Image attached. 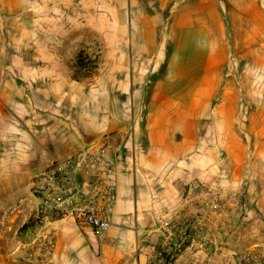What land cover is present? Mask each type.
<instances>
[{"label": "crops", "instance_id": "crops-1", "mask_svg": "<svg viewBox=\"0 0 264 264\" xmlns=\"http://www.w3.org/2000/svg\"><path fill=\"white\" fill-rule=\"evenodd\" d=\"M161 1V8L173 2L168 24L175 41L164 68L139 76L125 65L110 66L103 78L78 81L58 26L61 18L55 14L49 18L53 25L46 23L49 6L57 10L58 3L0 0V245L8 209L20 198L37 203L34 177L55 157L105 137L124 146L114 153L120 170L109 229L95 234L72 217L52 215L56 249L47 262L30 264H163L168 253L159 221L196 211L182 194L197 179L220 187L231 201L234 192L244 195L240 207L229 201L231 212L238 209L232 215L242 219L228 242L225 220L213 219L216 240L205 246L195 241L186 253L224 263L244 249L264 257V162L255 158L264 151V123L259 113L249 114L250 103L240 102L245 87L225 79L222 6L216 0ZM152 21L130 40H158ZM119 37L129 40L127 34ZM116 53L125 58L127 49ZM252 91L247 88L248 95ZM245 114L248 136L259 141L249 158L241 155L247 149L235 128ZM225 153L240 159L220 156ZM40 226L33 219L31 232ZM8 245L0 264H29L13 253L15 243Z\"/></svg>", "mask_w": 264, "mask_h": 264}, {"label": "rangeland", "instance_id": "rangeland-1", "mask_svg": "<svg viewBox=\"0 0 264 264\" xmlns=\"http://www.w3.org/2000/svg\"><path fill=\"white\" fill-rule=\"evenodd\" d=\"M54 1L58 3L57 10L54 4L49 6L50 8L46 12L48 13L46 23L53 25V19L49 18H53L55 14H58V17L61 18V20H58V26H63L65 39L64 48L65 51L70 54V59L72 61L71 67L74 65L81 51H86L97 57L99 69L96 79L103 78L110 66L125 65L130 70L134 69L139 76L146 75L154 68H161V66L164 68L166 66L175 47V41L171 38V29L168 24L173 2L169 3L165 8H161V0ZM216 1L221 4L223 11L224 48L227 54L225 62L223 63L225 79L235 81L239 88L245 87V89L240 90V102L245 104L250 103L249 114L251 115L252 111H255L257 115L259 113V116H261V120L259 121H262L261 124L263 125L264 0ZM149 20H153V26L158 33L159 39L156 41L130 40V36L137 38L138 33L149 28ZM61 27L57 30L58 33H60ZM121 34H127L129 40H120L119 35ZM122 46H125L127 49L125 58H119L116 53V49ZM150 52L153 54L148 55ZM247 88H253V91L249 95ZM118 109L119 106L113 105V110L115 112L118 111ZM245 115L247 118L245 116H243L242 119L240 118V120L235 123V128L240 130L239 136L248 153L241 155H246L248 156L247 158H249L253 155V151L257 150L256 143H259V141L257 138L252 140V138L248 136L247 132L250 130L251 124L248 118L249 115ZM259 121L256 122L257 125L260 123ZM224 125L226 127V123ZM258 153L259 151L256 153L255 158L260 160V162H264V151L263 154L259 156ZM227 155L230 161H238L240 159L239 154H237V156L229 153H225L224 155L220 154L222 157ZM216 188L221 191L222 195L225 194V192L222 191L223 189L221 190L218 186ZM185 190L182 196L185 195ZM234 194H237V196L233 198L238 200L240 197L244 201V195L240 196V194L236 192H234ZM232 209H230V212ZM237 210L238 209L235 211ZM233 212L229 215L220 216L226 222V227L224 229L226 234L223 236L225 242H228L233 231L237 230V226H239L238 224L242 219L241 216L232 215ZM215 218H219V216H213V219ZM216 238L214 234L212 241L216 240ZM8 242L13 244L15 240L12 239ZM225 242L221 245L225 244ZM8 246L9 245L5 248H0V253L3 254ZM186 249L187 248L176 255L174 259L168 256L163 264H264L262 251L254 255L249 253L247 249H244L243 251L233 253L235 261L224 263L222 258L209 259L200 257L194 250L191 252V255H189L186 253ZM211 253H214V251ZM244 256L249 257L243 259ZM19 259L25 261L23 258ZM241 260L242 263H240ZM26 262L29 264L31 263L28 261Z\"/></svg>", "mask_w": 264, "mask_h": 264}, {"label": "built area", "instance_id": "built-area-1", "mask_svg": "<svg viewBox=\"0 0 264 264\" xmlns=\"http://www.w3.org/2000/svg\"><path fill=\"white\" fill-rule=\"evenodd\" d=\"M123 148L113 138L105 137L101 143L73 155L55 157L39 170L32 185L37 203L20 198L8 209L0 248L13 239V253L18 258L47 262L57 246L56 235L49 226L52 215L72 217L77 224L90 226L95 234L106 232L111 226L110 213L116 201L120 170L114 153L119 155ZM183 198L193 203L196 212H178L161 219L158 226L171 259L195 241L209 245L213 240V216L230 214L231 199L203 180L187 184ZM231 202L240 207L243 200L239 197ZM33 219L41 225L36 232L30 229Z\"/></svg>", "mask_w": 264, "mask_h": 264}, {"label": "trees", "instance_id": "trees-1", "mask_svg": "<svg viewBox=\"0 0 264 264\" xmlns=\"http://www.w3.org/2000/svg\"><path fill=\"white\" fill-rule=\"evenodd\" d=\"M73 69V78L78 81H88L94 79L99 69L97 57L86 51L78 54Z\"/></svg>", "mask_w": 264, "mask_h": 264}]
</instances>
